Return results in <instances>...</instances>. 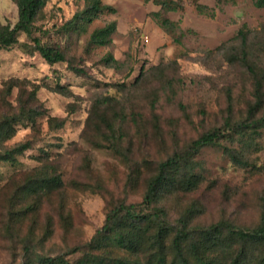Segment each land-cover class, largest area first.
<instances>
[{
	"label": "rangeland",
	"instance_id": "1",
	"mask_svg": "<svg viewBox=\"0 0 264 264\" xmlns=\"http://www.w3.org/2000/svg\"><path fill=\"white\" fill-rule=\"evenodd\" d=\"M199 1L206 12L181 0L182 8L167 14L178 24L168 32L153 16L159 9L153 0H103L115 11L101 13L86 29L64 27L84 0H49L40 21L48 30L35 34L60 45L68 61L52 65L27 53L21 46L29 41L25 33L19 34L21 43L0 50V97L9 79L20 78L27 82L7 100L16 106L22 89L38 86L43 109L7 142L13 147L30 141L31 147L15 163L0 162V264L100 254L88 243L109 211L122 202H141L160 161L228 118H249L258 80L263 103L255 117L264 115V7L255 0ZM18 19L16 1L0 0V23L15 25ZM113 21L116 30L106 44L90 42L96 28ZM8 107L0 104V112ZM228 148L249 165L235 162ZM188 166L202 181L160 202L171 225L177 227L185 215L201 226L224 220L250 229L261 223L264 127L250 137L235 134L203 147ZM38 174L60 175L63 185L49 199L20 197V186ZM35 202L37 210L17 211ZM111 250L112 256L133 258L126 250Z\"/></svg>",
	"mask_w": 264,
	"mask_h": 264
},
{
	"label": "trees",
	"instance_id": "2",
	"mask_svg": "<svg viewBox=\"0 0 264 264\" xmlns=\"http://www.w3.org/2000/svg\"><path fill=\"white\" fill-rule=\"evenodd\" d=\"M19 8V19L15 25L0 23V50L21 43L19 34L25 33L29 41L21 46L31 55L39 54L49 64L68 61L60 45L47 43L36 31H47L40 25L44 9L49 0H15ZM82 10L64 25L66 29H86L101 13L115 8L103 0H84ZM197 9L204 13L207 5L199 0H191ZM159 9L153 16L166 31H173L178 24L169 18V12L182 8L181 0H153ZM258 7H264V0H255ZM116 30V22H110L96 28L90 36L93 44H106ZM243 43L246 38L242 30ZM83 72V70H79ZM26 80L11 78L1 92L0 104L9 106L0 112V162L15 163L18 157L27 151L32 143L26 141L13 147L7 142L18 132L21 125L34 124L43 109L37 104L38 86L25 93L22 89L13 106L7 98L19 84ZM62 92L61 85L58 86ZM263 82L256 85V102L249 109V118L242 121L226 120L222 127H215L197 139L183 152L160 161L156 173L149 179L144 197L139 203L122 202L114 206L106 216L105 223L88 243L91 250H100V254L87 253L80 260L65 256L40 255L41 264H264V214L261 223L255 228L238 227L221 220L208 226L190 224V216H184L175 227L169 223L168 210L161 201L169 192L175 190L190 191L199 186L202 175L188 169L193 157L205 146L217 144L222 138L250 137L264 127V115L256 118L255 112L262 105ZM54 121V118L50 119ZM61 124V122H60ZM232 159L244 166L249 160L240 152L228 148ZM63 185L60 175H30L20 186V197L34 196L35 201L49 199L52 192ZM37 210L36 202L22 206L21 213ZM190 211V209L188 210ZM189 213V212H187ZM111 247L126 250L130 256H112Z\"/></svg>",
	"mask_w": 264,
	"mask_h": 264
}]
</instances>
